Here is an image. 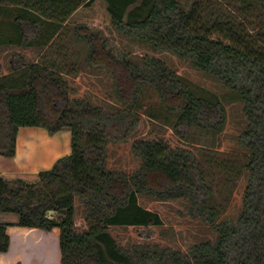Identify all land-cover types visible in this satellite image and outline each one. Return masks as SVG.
I'll list each match as a JSON object with an SVG mask.
<instances>
[{
	"label": "trees",
	"instance_id": "trees-1",
	"mask_svg": "<svg viewBox=\"0 0 264 264\" xmlns=\"http://www.w3.org/2000/svg\"><path fill=\"white\" fill-rule=\"evenodd\" d=\"M237 1L245 10L264 6V0ZM96 2L104 4L112 28L127 40L183 60L241 102L246 125L240 144L248 154L242 208L236 219L218 223L214 240L189 251L165 243L138 248L139 229L150 238L151 228L164 226L160 213L141 204V195L189 202L198 213L200 207L209 210L206 218L194 219L216 222L208 197L201 205L195 202L198 193H207L193 178L196 160L187 149L134 137L130 153L140 167L132 173L110 167L109 145L130 140L143 119L137 111L143 88L152 85L161 106L180 122L212 125L223 120L224 107L217 97L199 94L166 62L152 58L153 71L141 69L119 57L104 32L81 26L75 30L90 49L87 65L110 74L122 107L93 103L70 87L53 60L0 75V156H15L20 128L72 134L71 154L40 172L38 182L0 175V212L18 214L21 227L59 228L61 264H264V25L252 34L232 15L200 5L186 9L180 0H0V47L47 50L80 9ZM7 228L0 223V254L10 247ZM130 229L139 242L121 237L120 231Z\"/></svg>",
	"mask_w": 264,
	"mask_h": 264
},
{
	"label": "rangeland",
	"instance_id": "rangeland-1",
	"mask_svg": "<svg viewBox=\"0 0 264 264\" xmlns=\"http://www.w3.org/2000/svg\"><path fill=\"white\" fill-rule=\"evenodd\" d=\"M180 2L186 9L200 5L201 10L214 8L218 15H232L237 21L244 22L252 34L264 25V6L256 11L245 10L237 0H180ZM81 26L104 32L115 45L118 56L134 61L141 69L153 71L152 58L166 62L182 78L189 81L199 94L215 96L222 103L224 107L222 121L209 126L180 122L178 115L165 111L153 86L147 85L142 90L140 106L137 108L144 116L136 126V134L126 143H111L107 150L112 169L132 173L140 167L139 159L130 153L134 137L158 138L187 149L193 153L196 160L193 178L199 186H205L207 193V195L198 193L195 202L201 205L203 199L208 197L207 203L213 207L216 214L215 225H207L194 219V216L201 214L206 218L209 210L204 211L200 207L198 213L191 208L189 202H165L141 195L139 196L141 204L160 213L164 226L151 228L150 238L144 229H139L141 243L135 230L120 231L124 240L139 242V249L143 248L144 244L150 245L149 248H155L165 243L186 251L200 243L214 240L217 237L218 223L236 219L244 202L243 194L247 180L244 176L243 163L246 162L248 154L240 144V137L246 125L241 102L237 101L233 93L225 89L216 78L202 74L170 54H158L144 49L117 33L112 28L111 19L101 2L80 9L47 50L37 47L29 49L17 46L0 47V75L11 73L13 67L19 68L24 64L41 62V59L48 62L53 60L70 87L79 89L93 103L100 104L106 109L112 106L122 107L116 98L115 84L110 74L104 69H92L87 65L86 58L90 49L75 30ZM41 54H44V58ZM71 152L72 141L69 155Z\"/></svg>",
	"mask_w": 264,
	"mask_h": 264
},
{
	"label": "crops",
	"instance_id": "crops-1",
	"mask_svg": "<svg viewBox=\"0 0 264 264\" xmlns=\"http://www.w3.org/2000/svg\"><path fill=\"white\" fill-rule=\"evenodd\" d=\"M72 134L69 129L49 134L42 127L20 128L14 157L0 156V175L7 180L36 183L42 171L69 156ZM0 223L7 224L10 247L0 254V264H61L59 228L45 231L21 227L15 213L0 212Z\"/></svg>",
	"mask_w": 264,
	"mask_h": 264
}]
</instances>
